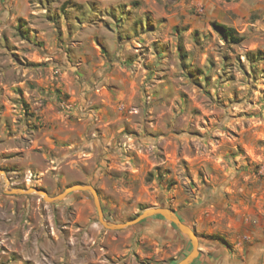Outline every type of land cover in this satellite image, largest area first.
I'll return each mask as SVG.
<instances>
[{
	"label": "rangeland",
	"instance_id": "rangeland-1",
	"mask_svg": "<svg viewBox=\"0 0 264 264\" xmlns=\"http://www.w3.org/2000/svg\"><path fill=\"white\" fill-rule=\"evenodd\" d=\"M0 170V264L182 259L160 216L11 189L264 226V0H0Z\"/></svg>",
	"mask_w": 264,
	"mask_h": 264
},
{
	"label": "crops",
	"instance_id": "crops-1",
	"mask_svg": "<svg viewBox=\"0 0 264 264\" xmlns=\"http://www.w3.org/2000/svg\"><path fill=\"white\" fill-rule=\"evenodd\" d=\"M178 216L198 235L199 254L191 264H264V226L260 225L258 217L242 212L238 215L237 226L222 227L214 222L216 217L212 214L204 217L206 223L199 213L190 211L186 218ZM155 231L164 241L177 240L182 250L181 258L186 256L190 241L168 221L155 222ZM215 234L223 236L229 247L207 237Z\"/></svg>",
	"mask_w": 264,
	"mask_h": 264
},
{
	"label": "water",
	"instance_id": "water-1",
	"mask_svg": "<svg viewBox=\"0 0 264 264\" xmlns=\"http://www.w3.org/2000/svg\"><path fill=\"white\" fill-rule=\"evenodd\" d=\"M3 171L0 170V175H3ZM7 182V181H6ZM76 191H83L87 192L92 196L94 206L97 211L98 215V222L103 226V228L110 230V231H120L123 230L127 227L134 226L142 221H144L147 218H151L154 216H160L169 223L173 224L175 228L182 233L189 241L191 244V251L183 258L181 259L177 264H191L195 258L199 254V240L196 232L186 223L181 221L179 216L171 209L166 208V207H153L145 210L142 212L138 217H136L134 220L125 222V223H114L106 220L104 218V214L100 205L98 193L96 189L87 184H77L73 186H69L66 188L63 192L56 196H49L47 192L43 190H37L34 188H29V189H11V190H6L7 193L10 194H17V195H24V194H37L43 198L44 201L48 203H54L57 201H60L64 199L66 196L71 194L72 192Z\"/></svg>",
	"mask_w": 264,
	"mask_h": 264
},
{
	"label": "trees",
	"instance_id": "trees-1",
	"mask_svg": "<svg viewBox=\"0 0 264 264\" xmlns=\"http://www.w3.org/2000/svg\"><path fill=\"white\" fill-rule=\"evenodd\" d=\"M212 27L219 34V36L228 44L237 45L244 40V37L240 36L234 28L229 27L225 24L213 22ZM207 237L211 240L220 242L226 247H229V244L226 239L220 235H210Z\"/></svg>",
	"mask_w": 264,
	"mask_h": 264
}]
</instances>
